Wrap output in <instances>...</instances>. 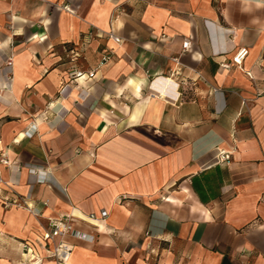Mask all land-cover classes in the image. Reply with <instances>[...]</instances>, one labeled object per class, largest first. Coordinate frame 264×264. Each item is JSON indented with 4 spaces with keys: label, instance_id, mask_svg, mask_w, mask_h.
Returning a JSON list of instances; mask_svg holds the SVG:
<instances>
[{
    "label": "crops",
    "instance_id": "0c3cea01",
    "mask_svg": "<svg viewBox=\"0 0 264 264\" xmlns=\"http://www.w3.org/2000/svg\"><path fill=\"white\" fill-rule=\"evenodd\" d=\"M2 151L0 264H264V0H0Z\"/></svg>",
    "mask_w": 264,
    "mask_h": 264
},
{
    "label": "built area",
    "instance_id": "2783aa9c",
    "mask_svg": "<svg viewBox=\"0 0 264 264\" xmlns=\"http://www.w3.org/2000/svg\"><path fill=\"white\" fill-rule=\"evenodd\" d=\"M110 37H112L116 42H121V38L118 36H115L112 32L109 34ZM190 46V41H185L183 44V48L187 49ZM248 54L247 48H241L236 55L233 57L232 62L229 63H223L222 66L228 68L231 67V65H238L241 66L243 63L244 58ZM110 56H104L101 60L100 64H104L109 60ZM85 75L82 71H74L72 73V77L74 79L83 77ZM89 76H94V71L89 72ZM28 132V131H27ZM0 161L4 164H11L10 159L8 158V155L6 151H2L0 154ZM231 158V153L226 152L224 150L220 151L219 154V162L229 161ZM30 171L33 173L36 170L34 168H31ZM39 172V171H38ZM42 173V172H41ZM40 175V174H39ZM39 182L46 181V177H38ZM6 206L15 205L18 207H24L27 210H29L32 213H35L34 208L30 202L26 200L23 196H18L15 199L7 200L5 203ZM106 214V212H104ZM94 217V215H91ZM75 229L71 223L70 216L66 217H58V218H50L48 221V225L45 228L44 235H43V241L40 242V244L43 246V248L47 251L48 255L52 258H54L59 264H68L70 261V258L72 256V252L74 250V246L66 241H64V238L69 234H74ZM24 249L26 252L31 251V247L28 243H24Z\"/></svg>",
    "mask_w": 264,
    "mask_h": 264
}]
</instances>
